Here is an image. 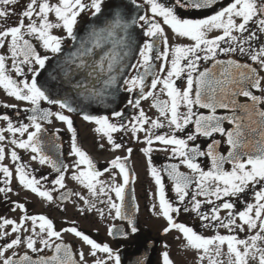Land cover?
I'll return each instance as SVG.
<instances>
[{
  "label": "snow or ice",
  "instance_id": "obj_1",
  "mask_svg": "<svg viewBox=\"0 0 264 264\" xmlns=\"http://www.w3.org/2000/svg\"><path fill=\"white\" fill-rule=\"evenodd\" d=\"M0 89L20 102L0 103L14 110L0 113V200L20 213L0 216V264H176L169 243L157 258L140 238L126 139L143 145L161 235L193 264H264V0H0ZM74 116L125 155L99 168ZM22 190L50 204L64 190L59 203L109 221L116 246L33 214L11 199Z\"/></svg>",
  "mask_w": 264,
  "mask_h": 264
},
{
  "label": "flooded vegetation",
  "instance_id": "obj_2",
  "mask_svg": "<svg viewBox=\"0 0 264 264\" xmlns=\"http://www.w3.org/2000/svg\"><path fill=\"white\" fill-rule=\"evenodd\" d=\"M224 2H227V0H224ZM124 94H120V98L123 99ZM7 102L9 104H16L20 103L15 101L12 98H7L4 91L0 89V103ZM149 101H142V107L145 108L146 111H149ZM23 104H20V107H23ZM154 111V110H151ZM151 111L149 114H151ZM7 112L14 116V110L11 108H2L0 107V113ZM15 118V117H14ZM75 121V127L78 130V140L81 143L82 147L91 155L93 156L98 163L99 168H104L107 166V162L113 158L114 155H125V152L123 150H119L115 153H113L110 150H100L97 142V134L93 131V126L90 124H87L79 117H73ZM4 126L2 123H0V127ZM51 128L54 130L55 128H61V136L63 138V142L65 145L64 151H68V140H69V133L66 131L64 126L60 124L59 122L55 123ZM7 135V133H6ZM118 135V134H117ZM124 143L128 147L133 148V153L131 155V167L132 170L136 176V181L133 187L135 188V194L137 196V203L140 206V212L138 213L139 216V222L141 227V233L140 238L142 241H154L156 242V255L158 258L159 252L162 250V242H167L170 244V254L173 256V258L176 261V264H193V253L183 250L173 237L177 235L175 231L170 233L167 236L161 235V230L165 225V221L161 218H157L153 215H151L149 211V197L147 195V190L152 188V181L150 177L148 176V169H147V162L145 160V157L142 153L138 151L140 147H143L142 144H137L134 141L130 139L124 140ZM20 154L24 156L25 161L27 160V156L23 153L22 150H20ZM73 158H68L66 160V163L71 164V160ZM164 154L163 153H154V163L157 165L164 163ZM5 163H8L6 160ZM32 167L38 168L39 166L33 162ZM43 172L49 173L51 170L47 167L43 169ZM71 172V169L69 170ZM107 175V174H105ZM65 183L67 185L68 190H77L82 191L84 195H87L86 190H83L81 186L77 185L75 182H73L70 179V176H66ZM47 187H51V185H46ZM13 187H15V181L13 182ZM154 190V188L152 189ZM64 191V190H60ZM60 191L53 192V196L57 199L58 203H48L46 201H43L41 198H38L35 194H31L26 190H22L19 192V195L13 194L11 196V199L13 201H27V207L33 214H45L52 218L58 227H64L66 226L65 222H70L72 220H76L79 222L80 228H82L85 232L92 234L93 238H95L98 241L108 242L112 243L113 246L115 245V242L112 238H110L107 235V226L109 221H101L97 216L95 215H88L87 217L81 216L77 209L74 208L70 201H65L63 204L59 203V196ZM250 202L251 197H249ZM11 205H6L3 203L2 200H0V216H7L9 218H15L20 215V213L12 212L10 211ZM66 209V210H65ZM226 213L224 211L221 212V216H224ZM180 220L182 222L188 223L190 225H194L198 231H203L206 235H212V230H206L202 229L200 227L199 220H196L191 215H185L182 214L180 216ZM239 222V221H237ZM115 223L119 224V221H116ZM225 230L221 229V232H224ZM69 240H72V237H68ZM132 244H136V241H131ZM126 252L128 251V248L125 247L124 249ZM86 251V249H85ZM179 253H182L187 257V259L182 260L179 257Z\"/></svg>",
  "mask_w": 264,
  "mask_h": 264
},
{
  "label": "rangeland",
  "instance_id": "obj_3",
  "mask_svg": "<svg viewBox=\"0 0 264 264\" xmlns=\"http://www.w3.org/2000/svg\"><path fill=\"white\" fill-rule=\"evenodd\" d=\"M185 253H186V251H185ZM185 253H184V254H185ZM184 254L179 253V257H180V259H182V260L187 259L188 256H186V255H184Z\"/></svg>",
  "mask_w": 264,
  "mask_h": 264
}]
</instances>
